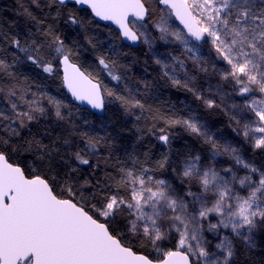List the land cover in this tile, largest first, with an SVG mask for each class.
<instances>
[{"label":"snow or ice","instance_id":"1","mask_svg":"<svg viewBox=\"0 0 264 264\" xmlns=\"http://www.w3.org/2000/svg\"><path fill=\"white\" fill-rule=\"evenodd\" d=\"M154 3L158 18L152 0H31L23 31L0 28V264H247L264 249V164L245 155L264 152V0ZM101 22L117 29L103 49L87 35ZM141 45L152 79L129 74ZM88 50L113 87L81 70ZM47 80L121 121L77 124ZM165 89L200 105L149 103ZM200 106L225 107L232 137ZM49 119L58 133L29 127Z\"/></svg>","mask_w":264,"mask_h":264},{"label":"trees","instance_id":"2","mask_svg":"<svg viewBox=\"0 0 264 264\" xmlns=\"http://www.w3.org/2000/svg\"><path fill=\"white\" fill-rule=\"evenodd\" d=\"M30 2L31 0H0V28H3L5 31H23L25 29L26 18L22 14V9L24 6H28ZM153 8L156 9L154 4H153ZM31 10L35 15H37L38 17L40 16L41 14L40 9H37L34 5L31 6ZM77 11L81 16L90 15V13L87 10L80 11L79 9H77ZM158 13L159 12H156V15ZM103 27H110L111 32L117 33V31L113 28L112 25L104 26L103 24H99V26H93L92 30L87 33L88 36L93 38V43L97 44V47L101 49L105 47L104 43L106 42L107 38L106 36L101 37L100 35H98L99 33L94 31L95 29H98L99 31L109 32L107 30H104ZM77 39L82 44H84L86 48L89 47L86 41L83 39V34L78 36ZM98 44H100L101 46ZM135 50L141 51L142 49L139 48ZM135 50H131V54H133L136 57L138 63L132 64L131 71L129 74H131V76H133L136 79L154 78L156 76V72L153 69H155L156 66L151 65L150 68H148V65L146 66L144 64L146 60H149L148 54H147L148 58L145 55L146 52H140L139 55H136ZM130 61H131V56L129 57V61L126 62H130ZM79 65L84 71H87V73H91L98 80L104 82L106 79H108L106 78L105 74L95 64L94 50L83 51L79 59ZM137 68L141 70L139 73ZM145 68H148L147 72L145 71ZM29 70L33 73L32 69ZM22 71L24 72L23 69ZM36 78L41 79V77H36ZM59 82H60L59 80L55 82H53L52 80H47L44 81V84L47 90L50 91L53 95H56V93H54L55 91L56 92L58 91L60 94L66 95L68 101L72 102V106L74 109L76 107H79V112L76 114L77 124L81 123V121H83L84 119H87L90 121V123L85 127H87L88 129H95L96 131H99L101 134H103V129L101 128L102 121L109 120V118H111L112 122L119 123L121 121L122 117L120 116L117 104L115 103L109 104L106 100L107 111L105 112L104 115H98L93 111H91L89 108H84L83 106H80L77 102L76 103L73 102L71 100V97L66 93L65 89L61 88ZM200 82L203 83V80H201ZM204 87L207 88V85L205 84ZM169 100H171L172 102H176L177 104H179V101H185L186 103L193 106V108H197V106L200 105V101L195 100L194 97L191 95V93H187L183 91L177 92L175 89L163 90L162 94L158 95V98L149 100V103L153 104L154 107H160L163 110L164 106L168 104ZM198 112L201 115L207 114V119L214 126L222 129L223 134H230L231 136L233 135L232 127H230L229 115L227 114L226 109L223 106L219 109H213V110H207L204 109L202 106H200L198 108ZM29 127L31 128L33 133H35L38 130V128L42 129L44 127L55 128L57 133L61 130L57 126V123L54 121V119L42 121L40 125H30ZM128 127L132 128V123H129ZM175 131L181 137V139L176 142L177 144H182L184 142L190 144L193 143L194 140L193 137H190L187 133L183 132L179 128H177ZM23 134L27 135V130H25ZM128 135L130 138L134 139V130L132 132H129ZM152 142L155 143L154 140ZM157 149L161 152L164 151V149L159 145H157ZM155 151L156 150H154V153ZM259 154L264 156V152L259 151ZM259 161L261 163H264L261 160ZM242 259H244L243 256ZM253 262L254 264H264V249H257L253 253H251V255L247 258V264H253Z\"/></svg>","mask_w":264,"mask_h":264},{"label":"rangeland","instance_id":"3","mask_svg":"<svg viewBox=\"0 0 264 264\" xmlns=\"http://www.w3.org/2000/svg\"><path fill=\"white\" fill-rule=\"evenodd\" d=\"M152 2H153V4L155 5V8H156V12H159V10H158V6L154 3V0H152ZM159 15H160V12L156 15L157 16V18L159 17ZM101 24V23H100ZM104 25V24H103ZM104 26H106V25H104ZM104 28V30H107V31H109V32H105V31H99L98 29H95V31L94 32H97V33H99L98 35H100L101 37L102 36H106V38H107V40H106V42L104 43V46H106L107 45V43H109L111 40H113V39H115L116 38V36H117V33H115V32H111L110 31V27H103ZM114 28V27H113ZM115 29V28H114ZM116 30V29H115ZM98 45H100V44H98ZM101 46V45H100ZM157 47H161L162 48V46L159 44V43H157ZM139 48H141L142 50L141 51H139V50H135V49H139ZM139 48H132V49H129V51L131 52V50H135V52H136V55H139L140 54V52H146V46H143V45H141ZM163 50V49H162ZM147 54H148V57H150V53H147L146 52V57H147ZM133 57H135L133 54L131 55V59L133 58ZM147 57V58H148ZM136 58V57H135ZM147 61V64H145V62H144V64L147 66L148 65V68H150V66L151 65H153V66H156V65H154L153 63H152V61H151V59L149 58V60H146ZM157 67V66H156ZM147 68V69H148ZM138 69V68H137ZM24 70V73H26L27 75L29 74V75H33V73L28 69H23ZM130 71H131V69H130ZM141 70H139L138 69V73L140 72ZM131 75V74H130ZM104 84H107L109 87H113V84H114V82H111L109 79H106L104 82H103ZM59 84H60V82H59ZM54 93H56V95H58V96H60L61 98H63V99H65V100H67L68 101V98L66 97V95H63V94H60L58 91L56 92H54ZM58 93V94H57ZM158 95H161V94H158ZM193 107V106H192ZM225 108V107H224ZM225 136H227V137H229V138H231L232 136L230 135V134H224ZM245 155H246V157H248V158H253L257 163H261L259 160H261V161H263L264 162V156H262V155H260L259 154V151H257V152H255V153H253L252 151H250V150H245ZM261 164H264V163H261Z\"/></svg>","mask_w":264,"mask_h":264},{"label":"water","instance_id":"4","mask_svg":"<svg viewBox=\"0 0 264 264\" xmlns=\"http://www.w3.org/2000/svg\"><path fill=\"white\" fill-rule=\"evenodd\" d=\"M101 24H104V25H111L110 24V22H101ZM115 29H116V26L115 25H112ZM116 31H117V29H116ZM134 48H139V47H134ZM80 66V65H79ZM81 67V66H80ZM81 70L82 71H84L82 68H81ZM86 74H88L87 73V71H84ZM65 91H66V89H65ZM66 93H67V91H66ZM70 97H71V95H70V93H67ZM71 100L73 101V98L71 97ZM73 102H77L80 106H83L84 108H89L91 111H93L94 113H96V114H98V115H104L105 114V112H100L99 110H93V109H91V107L89 106V105H87V104H81L80 102H78V101H73ZM106 103V102H105ZM107 106V105H106Z\"/></svg>","mask_w":264,"mask_h":264}]
</instances>
